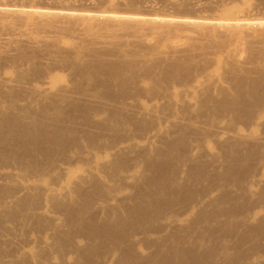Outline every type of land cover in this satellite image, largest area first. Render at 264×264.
Wrapping results in <instances>:
<instances>
[{"label": "rangeland", "instance_id": "374dc122", "mask_svg": "<svg viewBox=\"0 0 264 264\" xmlns=\"http://www.w3.org/2000/svg\"><path fill=\"white\" fill-rule=\"evenodd\" d=\"M192 2H199L200 7L193 8ZM6 4L15 9L24 5L32 11H53L57 6L87 15L96 10V14L118 11L152 18H223L226 23L239 18L264 19V0H0V8ZM12 25L20 30L7 32L0 27V264H88L92 259L95 264H129L130 258L141 261L154 248L157 250L154 242L168 239L173 228L182 231L181 239L197 254L206 252L201 235L208 233L204 243L211 254L205 264H247L253 257L255 263L264 264V147L249 152L247 170L236 181L219 178L224 181L228 198L215 205L210 203L218 199L221 190L206 172H190L195 163L205 166L219 153L205 143L214 139L205 124L253 128L257 115L264 112L262 85L255 91L247 84L237 87L234 83L237 78L264 82V31L232 36L222 30L204 33L201 29L200 33L198 28L154 27L150 37L160 41L154 47L164 54L161 59L123 58L125 51L132 50L126 46L117 47L125 50L111 57V62L120 63L117 71L123 81L132 78L123 92L112 74L99 75L95 69L72 73L71 67L61 65L79 64L83 53L92 49L75 39L87 37L85 28L19 22ZM105 27L110 28L108 35L133 33L118 24ZM46 36L61 41H41ZM186 50H191L194 57L182 59L180 52ZM244 68L251 70L248 75L242 74ZM56 74L63 80L54 85L51 75ZM148 75L154 81L150 92L146 89ZM161 91L168 93L172 104L179 102L177 107L170 103L160 107L161 113L169 115L162 126L142 125L119 102L120 97L133 95L146 102ZM237 95L241 101H236ZM235 105H240L237 115ZM59 109L65 122L55 119ZM31 114L39 115L33 119ZM195 117L199 121L196 129L204 132L187 127L180 140L176 124L185 128ZM59 126L61 132L51 135L50 129ZM260 130L264 131V125ZM167 140L180 141L178 146L186 147L187 159L197 162L183 164L182 158L169 153ZM119 145L125 150L113 149ZM148 158H162L167 164L162 176L193 188L199 195L188 205L176 202L181 215L176 223L163 217L150 228L154 231L159 226L158 232L146 234L148 238L134 236V250L128 252L123 244L109 239L98 253L80 259L73 251L88 246L83 235L90 233L84 231L83 217L73 211L83 209L84 213L85 206L91 207L85 212L89 213L85 214V222L91 214L103 220L107 209L123 214L119 206L130 203L134 188L152 192L151 180L156 173L147 171L144 164ZM224 162H216L214 169L228 164ZM191 208L197 210L186 216ZM229 208H234L231 218ZM232 222L239 225L238 229L232 227ZM130 226L123 223L120 228ZM105 231L113 232L109 226ZM243 233L246 239L237 247Z\"/></svg>", "mask_w": 264, "mask_h": 264}, {"label": "bare ground", "instance_id": "6f19581e", "mask_svg": "<svg viewBox=\"0 0 264 264\" xmlns=\"http://www.w3.org/2000/svg\"><path fill=\"white\" fill-rule=\"evenodd\" d=\"M191 5L196 9L200 7L199 2H192ZM20 8L21 9H15L14 5L7 4L3 5L2 8H0V27L2 29L7 32L20 30L18 29V27L16 29L15 27H13V25L10 26L13 22H19L20 24L25 25L32 23L52 24L56 27L71 25L80 26L83 29L85 28V30H87L88 32L87 37H79L75 39L76 41H81L77 42L83 43V45H89L92 49L86 51V53H83V60L79 62V64H69L65 62L61 63V65L67 68L71 67L70 71L72 73H77V70L79 69H83L86 73L90 69H95L98 70L99 75L112 74L115 77L114 83L118 84L119 88H121L123 92L129 87V83L133 82L132 78L130 81H123L122 77L117 71V69L120 68L121 65L120 63L111 62V57L115 56L117 52H122V50H125L117 47L126 46L132 47V50L125 51L123 53V58L127 56H137L144 59H161L164 54L157 53V50L154 47V45L158 44L160 41L150 37V34L153 31L151 29H153L154 27L171 29L175 28L183 30L186 28H198L200 33L201 29H205L204 31H202L204 33L205 31L209 32L210 30H222L223 32L231 34L232 36H238L239 32L248 34L256 31H264V19L260 18H239L233 23H226L223 21V18L207 19L199 18L197 16L193 18H187L180 16L162 15L158 18H152L153 16L148 14L118 11H111L100 14L97 11L98 14H96L95 10L94 14H77V11L75 12V10L60 8L57 6L53 8V11L48 9H39L37 11H32L34 9L31 10V8L29 9V7H26L24 5ZM106 24H118L121 27H126L133 30V33L122 36L108 35L107 31H109L110 28H106ZM145 29H148L147 33H145ZM143 30L145 35H143L144 33H142ZM196 31L198 32V30ZM95 34L99 35L98 39L93 38ZM53 37L55 36H46L41 41H61L60 38ZM206 51L207 49H205V52ZM180 56L182 59L188 60L194 57V54L193 52H191V50H186L184 52H180ZM29 60H31V58H29ZM56 66H60V64ZM53 67H55V65ZM250 71L251 70H249L248 68H244L242 74L248 75ZM50 72L53 71L50 70ZM51 77L53 79L52 81L54 85L63 80V78L61 76L59 77L57 74L54 76L51 75ZM147 81L148 88L146 89L147 92H150V87H152L154 81L149 75L147 77ZM235 82L237 87H242V85L247 84L251 90L257 91L262 85V89L264 90V82L261 83V80H252L250 83L249 80L245 81L244 79L237 78L234 80V83ZM101 85L104 86V84ZM48 88H51V84L50 86H48ZM109 88L110 85L107 86L105 91L109 90ZM52 89H54L53 86ZM136 91L137 90H135V92ZM154 96L156 97H152L146 102L140 101L134 95L123 96L120 97L119 102L124 109L131 110L132 115H135V117L140 120V123H142V125H150L156 127L159 124L160 126H162L169 115L161 113V111H159L160 107L165 103L167 105L170 103L171 106L177 107L179 102H175V104H172L171 98L169 97L168 93L164 91L156 93ZM240 98V95H237L236 101H241ZM240 105H235V115L239 113L238 108L240 107ZM60 111L62 112L61 109L56 111L55 119L60 120V122H65L64 117ZM38 115L39 114H31L30 116L34 119V117ZM6 117L9 118V116ZM38 118L39 117H37L35 120L38 121ZM198 123L199 121L197 117L191 119L189 121V124L185 128L180 123H177L176 127L179 130L178 136L181 137L180 140L183 139L184 133L187 129H196ZM261 123L264 125V112H261L257 115L256 124L253 128L250 127L247 129H243L238 127L231 129L217 123L213 126L205 124L206 126L211 128V136L214 137V139H207L205 143L209 146L215 147L219 151L217 159L207 162L205 166H198L195 163L197 162V160L187 159L186 156H188V154L187 149L185 150L186 147L180 149V147L178 146L180 141L176 143L172 140H167L165 142V147H167L169 153L176 154L179 159L182 158L181 161L183 162V164L187 165V163L189 162L195 163L193 168L190 169V172H196L199 174H204V172H206V175L210 178L212 184L214 183V185L219 190H221L218 199L213 200L210 203L212 205H215L218 203V201L228 198L225 194L226 189L223 182L230 179L236 181V177H238V175H240L241 173H245L247 170L246 162L250 160L249 157L251 156L249 152H255L256 149L260 146L264 147V131L260 130L261 132H259V127L263 126ZM44 125L45 124L43 123L42 126ZM50 131L53 132L51 135H56V133L61 132V129L59 126L57 128H51ZM201 131L204 132L203 129H199L197 133H201ZM152 136L153 135L147 136V138ZM176 148H178V150ZM113 149L118 152H122L125 150L124 146L122 145H119ZM157 152L158 151L153 154H156ZM220 161H225L228 164L220 169H214V164ZM261 162L264 165V160H261ZM144 165L147 167V171L156 173L151 180L152 188L154 190L151 189L152 192L145 193V191H143L141 187L134 188L130 203L119 206L120 209L123 210V214H119L115 209H107L104 211L105 216L103 220H98L96 215L91 214V216L87 217L88 222H85V214H89L85 212L91 207L87 208L88 205L85 206L84 209L86 208V210L84 213L83 209H79L76 212L73 211V213L79 215L80 217H83L82 221H84L83 223L86 224L83 225L85 228L84 231H89L90 233V235H83V238L88 241V246L82 249L76 247L73 251L77 253L80 259L88 254L98 253L100 249L105 247V244L107 245V243L103 242L109 239H112L119 244H123L124 247L129 250L128 252L134 250L135 245L131 243V239L134 236L142 234L144 235V237L148 238L149 236H147L146 234L158 232L160 229L159 226L157 230L154 231H151L150 228L155 227V223L163 217L169 219L170 221H173L172 223H176V221L180 220L181 216L178 213L179 206L176 205V202H187L188 205L191 199L199 195V193L196 194V191L193 188L186 187L184 185L180 186L175 179H166L164 176H162V174H165V169L167 168V164L162 158L160 161H153L151 158H148V160L145 161ZM218 165L221 164L218 163ZM168 168L171 172L174 171V167L168 166ZM220 177L221 179L223 178L224 181L219 180ZM187 205L185 207H187ZM61 207L64 208V206ZM234 208L228 209L230 218L234 215ZM196 210L197 209L195 208H191L190 212L186 214V216H189L192 211ZM123 223H130V228H120ZM107 226H109L113 230L111 234L108 231H105V228ZM232 227L238 229L239 225L235 222H232ZM252 231L254 230H250L248 232ZM181 232L182 231L179 228H173L168 239H162L154 242L157 250L154 248V251L141 261L134 260V258L132 257L128 261L129 264H205L207 258H209L207 255L211 254L209 253L208 245L204 243V241L208 237V233L201 232V234L203 233L201 235L202 244L206 252L201 251V254H197L196 249L186 245L185 242L181 239ZM245 239L246 233H243V236L237 242L236 246L239 247ZM143 242H145V245L147 244V241ZM169 244H172L174 246H168ZM148 247L150 246L148 245ZM255 247H259V244H256ZM243 254H245L246 257L248 256L247 253ZM245 260L246 258L243 259L242 262H244ZM255 262H257V260L253 257L250 261L247 262V264H257ZM215 263L218 264V261H215ZM88 264H95L94 260L92 259L91 261H88Z\"/></svg>", "mask_w": 264, "mask_h": 264}]
</instances>
